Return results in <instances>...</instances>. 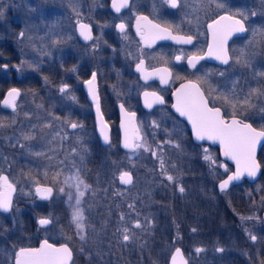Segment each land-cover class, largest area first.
Wrapping results in <instances>:
<instances>
[{
	"label": "flooded vegetation",
	"instance_id": "flooded-vegetation-1",
	"mask_svg": "<svg viewBox=\"0 0 264 264\" xmlns=\"http://www.w3.org/2000/svg\"><path fill=\"white\" fill-rule=\"evenodd\" d=\"M221 2L225 4L223 9L217 8L215 4L211 6L207 3L200 4L198 0H181L178 8H171L163 3V0H129L130 7L117 13L112 7V0H82L81 12L78 15L72 16L69 18L71 20L66 22L64 19L59 21V31L70 26V41H64L61 36L56 49L51 53L47 50L48 46L44 45L39 66L32 61L25 70L17 73L14 55L3 51V56H8V60L4 63L0 58V72L6 73L0 75L1 125L12 128L19 126L25 118L22 114L38 112L41 118L47 119L48 127L53 131L58 126L59 117L63 118L69 114V120L82 125V128L73 130L68 127V130H83L89 134V140L86 142L87 157H93V149L97 142L104 147V155L107 156V146L113 141L114 132L117 133L115 141L120 148L119 117L123 105L122 110L135 113V123L140 129V134L145 138L144 135L148 133L147 138L150 139L151 145L152 137L149 135L151 132L161 128H175V134L171 139L176 140L177 145L184 146L190 141L200 147V160H192V164L188 163L189 166L185 164L182 168L179 167V162H187L190 159L187 156L185 160H169L170 165L167 169L173 180L163 178L160 169H158L159 173L156 169L152 178L157 189H160L163 182H167L166 185L171 186L170 194H174L177 198L176 202L184 200V207L190 208V196H186L194 191H192L194 181L199 187L197 193L200 195L199 203L201 210H204L203 215L206 218L209 216L210 219V222L204 225L210 227L213 223L218 225L220 217L223 216L225 197H231L243 187H248L250 209L252 207V212L256 213L260 217L259 220L264 223V141L255 157L260 166L256 180L249 181L243 178L238 183H231L227 189L219 190V182L234 173L233 163L223 154V147L220 144L211 143L206 139L195 141L187 124L172 110L176 88L182 83L192 82L201 88L210 107L220 109L225 121L229 122L235 115L236 119L251 124L258 131L264 130V0H221ZM138 15L147 16L149 20L162 27L174 29L173 34L191 35L194 37L193 42L178 44L174 40L163 39L157 40L149 47L137 33ZM223 15L243 19L246 29L245 32L233 33L228 37L224 45L229 56L228 64L207 55L209 44L212 43V32L208 25ZM78 21L91 27L93 37L91 40H85L80 35ZM121 23L126 26L124 32L116 27ZM222 23L226 24L227 21ZM177 28L178 33L175 31ZM3 43H0V48ZM6 48L13 51L12 46ZM177 56H181L182 59L176 60ZM192 56H203L204 59L199 60L193 68L188 63V58ZM140 60L144 61V69L148 73L163 68L170 69L171 76L166 77L168 83H161L159 76H151L145 81L142 73L136 69ZM245 60L247 63L244 62ZM229 68L233 69L232 78L238 84L240 82L243 85L242 81H247L249 86L248 89L244 88L246 93L241 94L244 98L248 97L247 104L243 103L245 100L240 101L239 94L231 97L232 104L238 103L242 106L239 112L223 107L211 97L214 82L222 79L224 70ZM93 73L96 74L94 87L99 97V112L110 132L109 142L105 144L97 134L96 102L91 97L89 85L86 83L92 79ZM65 84L69 88L62 93L60 88ZM12 88L20 90V95L16 98V108L15 110L2 108L4 95ZM145 91L156 92L163 97L164 103L147 107L143 96ZM12 116L16 118L13 120ZM172 118L178 119L182 125L176 126ZM153 121L159 127L154 126ZM184 126L186 130L180 131L179 128ZM9 130L0 131V146H5L4 139ZM30 142L34 143V139ZM173 149L176 150L177 147ZM50 153L54 158L51 156L49 161L40 160L41 163L33 160L30 153L25 162V173L31 176L35 171L36 163L43 166L49 162L48 165L60 168L62 156L59 152L55 155ZM48 155L50 154L44 156ZM206 155L211 159H205ZM88 168L89 162L83 170L85 177ZM10 170L11 168L8 167L0 171V175L7 176L15 188L12 192V210L0 211V264H15V253L20 248H39L45 240L52 245L66 244L71 249L69 241L47 238L41 233V230L50 227L52 223L50 214L53 213L50 212L52 208L49 203L55 194L54 187L38 177L31 191L27 184L23 187L16 184ZM38 185L52 187V196L46 200L38 197L35 192ZM132 185L133 182L130 186L124 187L128 189ZM181 187L184 189L183 192L179 190ZM257 203H260L258 208L255 207ZM17 208L23 211L20 219L16 216ZM41 218H48L51 223L41 226L38 223ZM102 257L101 259L97 253L79 251L76 256L72 255L70 264H107V253Z\"/></svg>",
	"mask_w": 264,
	"mask_h": 264
},
{
	"label": "rangeland",
	"instance_id": "rangeland-1",
	"mask_svg": "<svg viewBox=\"0 0 264 264\" xmlns=\"http://www.w3.org/2000/svg\"><path fill=\"white\" fill-rule=\"evenodd\" d=\"M81 7L82 0H0V9L3 10V15L0 16V43L4 42L0 48L1 61L6 63L8 60V56H3L2 54L5 50L4 52H10L14 55V64L16 65L15 70H17V73H21L25 70L28 67V63H31L32 61L36 66H39L44 45L48 46L47 50L51 53L56 49L61 36L64 38V41H70V26L64 27L62 31H59V21L61 19H64L65 22L71 20L69 18L78 15V13L81 12ZM21 32L24 33L23 36H20ZM5 37L8 39H4ZM6 40H9V42ZM9 46L13 47V51L10 48H6ZM1 74L5 75L6 73L0 72V75ZM232 74L233 69L229 68L224 70V77L219 81L214 82V91L211 92V97L221 103L223 107L239 112L242 106L238 103L232 104L231 97L239 94L241 102H243V100H248V97L244 98L241 94L242 92L244 93V88L248 89L249 86L247 85V81H242L243 85L240 82L238 84V82L232 78ZM68 115L63 118L59 117L58 126L53 131L48 127L47 119L41 118L38 112L35 114L32 112L22 114L25 118L19 126L13 128L8 125L2 126L0 123V131L3 129H10L6 133V139H4L5 146H0V171L8 167L11 168L10 173L15 183L19 184L21 187L27 184V187L31 188V191L34 188L38 177L48 181L54 187L55 193L49 203V206L52 208L50 212L53 213V215L50 214L52 216L51 226L41 230L42 236L65 241H69L72 236H74L78 241L82 242L87 239L86 227L88 222L93 225L92 221H95V218L92 215L95 207L93 202L91 203L90 201L92 199L89 194L90 187L92 188V186L85 178L83 172L87 163V151L85 149L87 148L86 142L89 140V134L83 130L69 131L67 124L64 123V121L69 120ZM15 118V116H12L13 120ZM172 120L176 126L180 127L182 125L178 119L172 118ZM174 130L175 128H161V130L157 129L156 131L151 132L149 135L152 137V145L150 139L147 138L148 133L147 135H144V140L147 142V145L151 150H140L135 155L132 153L126 154L124 156L123 165L117 168L114 177L118 179L119 175L124 171H129L132 174L135 172V174H133V185L129 188V191L135 193L139 190L141 192L142 189L144 190L148 185L146 184L148 178L154 176L156 169L158 173V169H160L161 176L167 179V176L169 175V160H185V156L189 157L190 159L187 162H179V167L181 168L185 166V164L189 166L188 163L193 162L192 160H200V147L196 144L194 145L196 147L195 153V151H192L193 144H191L190 141L185 143L184 146L180 144L177 145V141L171 139V136L175 134ZM179 130L184 131L186 130V127H181ZM25 135L33 136L32 139H34V143L30 142L31 139H24ZM175 146L177 147L176 150L173 149ZM73 149H76V151L73 152ZM50 152L54 153V155L59 152V155L62 156V159L60 160L63 161V163L60 168L48 165L49 162L43 164V166L36 163L35 171L31 176H28L25 173L24 166L27 156L30 153L33 156V160H37L41 163L40 160L49 161L50 159H48V157L51 156L54 158ZM153 152H155L156 155H153ZM36 153H43V155L37 156ZM48 153L50 155L45 157L44 155ZM161 159L163 160V167L161 166ZM102 166L104 165L101 164V167ZM103 169L106 171L107 166ZM77 170H79V176L84 183L90 186L87 189H84L83 187L81 188V191H84L85 195L81 198V203L79 205L84 210L85 216L86 227L84 230V240L80 239L75 225L71 222L72 206L75 205L76 201L74 198L69 201L67 192L71 191L73 196H75L76 190L75 188H69L68 185L63 183L66 177H73ZM57 172H60L61 174L54 181ZM45 173H47V175H45ZM72 182L74 183V181ZM60 187H64L65 192H60ZM167 187L171 189L170 185H167ZM167 190L168 189L163 191L162 194L157 193L158 196L161 195L158 198H152L154 207H158L157 203L158 200H160V202H165L163 205H167L168 207H173V203H180L174 206L175 209H179V207L184 209V200L176 202L177 198L174 197V194H170L172 200ZM244 194L247 196L243 199L244 202L250 203V201L248 202V190H244ZM189 196L190 199H188L191 204L190 209L193 210L194 208L195 211L204 212V210H201V207L199 209L200 195L196 192V195L193 196L191 193L186 197ZM194 198L198 201V206L192 205L193 200H195ZM196 200L195 203H197ZM170 201L173 203L171 204ZM60 203L61 205H59ZM255 207H260V203L255 204ZM161 209L163 208H157L156 211ZM247 209L252 212V207L250 209L249 204ZM125 210L128 215L130 214V224L137 227L140 232L145 231L146 228L147 230L150 228V224H152L153 221L149 218L148 223L145 224L146 205L143 201L137 208L134 201L131 200ZM22 212L23 211L19 208L16 209V216L19 217V219L20 216L23 215ZM252 214L256 213L252 212ZM204 216H197L196 219L198 221L200 219L202 221L204 220L205 223L210 222L209 216H207V218ZM89 217L93 220H89ZM250 217H252L251 214ZM222 219L223 217H220L218 225L213 224V229L211 230L212 236L207 237L204 240V244L207 245L206 247L201 248L195 246L187 252L183 250L189 264H225L230 259L229 256L234 253L241 256L240 258L248 262V264H264V259H261L260 256L261 252L264 251V239L261 236V233L263 235L264 232V223L260 220H256V222L250 220L249 224L245 222L244 228H240V226H233L232 221L225 224ZM136 223L139 224V226H137ZM225 225L227 228L233 226L237 232L242 234L243 242H239L234 233L221 239L222 236L220 235V229L222 227L224 228ZM129 230L130 228L127 229V235L131 234V231ZM215 233L219 234L215 236ZM253 235L257 237L255 242L250 238ZM173 248L174 247L168 248L167 258ZM197 248H201L203 251L197 253ZM217 249H223V251H218Z\"/></svg>",
	"mask_w": 264,
	"mask_h": 264
},
{
	"label": "snow or ice",
	"instance_id": "snow-or-ice-1",
	"mask_svg": "<svg viewBox=\"0 0 264 264\" xmlns=\"http://www.w3.org/2000/svg\"><path fill=\"white\" fill-rule=\"evenodd\" d=\"M200 4L207 3L209 6L215 4L217 8L223 9L225 4L221 0H198ZM163 3L168 4L171 8H178L180 6L181 0H163ZM112 7L115 12L120 13L122 9H128L130 7L129 0H112ZM3 15V10L0 9V16ZM242 15V14H241ZM255 15V13H253ZM227 21L226 24L222 22ZM80 28V35L85 40H91L93 37L91 35V27L87 24L78 21ZM121 32H124L125 24L121 23L116 26ZM212 32V43L209 44V49L207 52L208 56H214L217 60H220L224 64L229 63V56L227 49L224 47L227 39L233 33L245 32L244 20L237 19L232 15H223L213 23L208 25ZM136 30L140 35L141 40L144 41L149 47L154 44L157 40L170 39L176 41L178 44H191L194 37L191 35H179L173 34L174 29L169 27H162L159 24L154 23L149 20L147 16L138 15L136 17ZM178 33L179 29H175ZM24 33L21 32L20 36ZM127 38V37H125ZM243 55V53H242ZM182 59L181 56H177L176 60ZM204 59L203 56H192L188 58V63L191 67L195 68L196 63L199 60ZM239 62V58H238ZM247 63V61H244ZM138 72L142 73V77L145 81L149 80L151 76H159L161 83H168L166 77L171 76L170 69L163 68L155 72L148 73L144 69V61L136 65ZM96 79V74L93 73L92 79L86 83L89 85V92L92 95L93 100L96 102L97 112L99 113V97L96 94L94 82ZM69 86L65 84L60 88V91L66 92ZM20 95V90L17 88H12L9 90L4 104L11 107L13 110L16 108V98ZM145 98V104L147 107L151 108L153 104H163V97L159 96L156 92L145 91L143 93ZM177 103L174 105L176 110L182 115L186 116L192 124L194 134L198 140H212L219 141L223 146V154L232 160L236 161L237 171L230 175L227 180L221 182V190L228 187L229 183L234 180H239L245 173L248 176H255L257 170L259 169V164L255 159L256 145L264 138V130L257 131L253 128L251 124L243 123L239 119L233 116L231 122L225 121L220 113L219 108L208 107L207 100L203 92L200 90L197 84L189 82L187 85H182L181 89L177 90L176 93ZM227 99V98H225ZM247 104L248 101L243 102ZM123 109V105H121ZM125 121L122 124L124 128V140L123 146L128 149L133 155L138 153L140 150L150 151L151 149L147 145L143 136L140 134V129L135 123V113L127 112L125 110ZM68 127L73 130L82 128V125L71 122L69 120L64 121ZM153 125L159 127V125L153 121ZM107 125L102 121L101 117V133L104 137L105 142H109V136L106 131ZM33 136L25 135L24 139L30 140ZM170 143V141H169ZM86 150V149H85ZM73 152L76 149L72 150ZM207 151V150H205ZM37 156L43 155V153H36ZM153 155H156L153 152ZM51 159V157H48ZM205 159H211L209 156H205ZM61 164L63 161L60 162ZM215 163V161H212ZM161 166L163 167V160L161 159ZM226 167V166H225ZM61 173L57 172L54 177V181L59 177ZM47 175V173H45ZM120 181L124 184H131L132 177L128 172H122L119 177ZM168 180H173L171 175L167 176ZM74 181V183L72 182ZM65 185L69 188H75L76 193L73 196L71 191L67 192L68 200L71 201L73 198L76 203L72 206L71 222L75 225L77 234L80 236L81 240L85 239V216L84 210L79 206L81 203V198L85 195L81 188H89L90 186L85 184L84 181L79 176V170L75 173L73 177H66L63 181ZM181 192L184 191L183 187L179 189ZM15 191L14 185L9 182L7 176L0 175V211L9 212L12 210V192ZM60 192H65L64 187L59 188ZM36 195L41 199H48L52 196L53 188L45 186H37L35 189ZM51 221L48 218H41L39 220L40 225H48ZM139 226V224H137ZM127 233V229H125ZM253 241L257 239L256 236L250 237ZM123 239L125 241L129 240V235L125 234ZM218 251H223V249H217ZM83 251V249H81ZM203 251L201 248H197L196 252L199 253ZM72 250L65 244L60 247H55L49 244L45 240L39 248H20L15 253V264H70L72 261ZM181 250L176 249V254L172 257V264H176L177 256H181ZM186 264V261L183 262Z\"/></svg>",
	"mask_w": 264,
	"mask_h": 264
},
{
	"label": "trees",
	"instance_id": "trees-1",
	"mask_svg": "<svg viewBox=\"0 0 264 264\" xmlns=\"http://www.w3.org/2000/svg\"><path fill=\"white\" fill-rule=\"evenodd\" d=\"M112 137L113 141L107 146V156L104 155V147L97 142L93 149V157L86 158L89 162V170L85 178L92 186L89 194L92 199L90 201L93 202L95 207L92 214L95 221L89 217V220H93V225L90 222L87 224L86 240L81 242L74 236H72L74 239L69 240V246L74 256L79 251L81 253L91 252L97 253L102 259V256L107 253V264H167L168 248L180 246L187 252L195 246L206 247L204 240L212 236L211 230L214 223L212 226L206 227L204 221L201 219L198 221L197 216H204L202 211H195L194 208L191 210V207L188 209L185 207L184 209L180 207L175 209L174 206L177 203L172 201L170 203L174 204L173 207L163 205L165 202H160V200L157 203L158 207H154L152 198L156 199L161 196H158L157 193L162 194L163 191L168 189L167 192L170 195V189L166 185L167 182H163L160 189H157L153 178H148L146 182L148 185L138 193L131 192L129 188L127 189L118 183L114 175L117 168L123 165L124 156L127 153L116 144V132L113 133ZM191 144H193L192 151L196 153L194 142ZM101 164L104 166L101 167ZM105 166H107L106 171L103 169ZM192 187L194 190L192 195L194 196L199 187L195 185L194 181ZM244 190L247 191L248 187H243L242 190L233 193L232 199L228 196L225 197L222 211V220L225 224L232 221L233 226L244 228L245 222L249 224L250 220H253V222L259 221V216L252 214L247 209L248 203L243 200L247 197ZM236 195H239V197H236ZM234 199L238 200L234 201ZM131 200L134 201L137 208L142 201L146 205V219L144 222L147 224L149 218L153 221L148 230L146 228L145 231L140 232L137 227L130 224V214L128 215L125 208ZM195 200H193L192 205L198 206V201L196 200L197 203H195ZM157 208L163 209L156 211ZM250 214L252 217H250ZM233 226L227 228L225 225L224 228L220 229L221 239L234 233L236 239L242 243V234L237 232ZM124 228H130L129 231H131V234H129L130 239L127 241L123 239L125 235ZM218 234L215 233V236ZM261 236L264 238V232L263 235L261 233ZM77 247H79V250H77ZM260 256L261 259H264V251L261 252ZM229 257L230 259L225 264H248L235 253Z\"/></svg>",
	"mask_w": 264,
	"mask_h": 264
},
{
	"label": "water",
	"instance_id": "water-1",
	"mask_svg": "<svg viewBox=\"0 0 264 264\" xmlns=\"http://www.w3.org/2000/svg\"><path fill=\"white\" fill-rule=\"evenodd\" d=\"M187 84H189V82H185V83H182V84H180L177 88H176V90H175V92H174V94H173V103H172V110L177 114V116L180 118V119H182L186 124H187V127H188V129H189V131H190V134H191V137L195 140V141H202V140H198L197 138H196V136H195V134H194V131H193V128H192V124H191V122L188 120V118L186 117V116H182L177 110H176V108L174 107V105L177 103V99H176V93H177V90L178 89H181V87H182V85H187ZM195 84V83H194ZM200 88V87H199ZM10 90V89H9ZM9 90L6 92V94L4 95V98H3V100H2V102H1V107L2 108H11V107H9V106H6L3 102H4V100L6 99V97H7V94H8V92H9ZM200 90H201V88H200ZM202 91V90H201ZM203 92V91H202ZM204 94V93H203ZM205 96V95H204ZM91 97H92V95H91ZM205 99H206V97H205ZM207 100V99H206ZM207 104H208V101H207ZM208 107H210L209 106V104H208ZM210 108H213V107H210ZM12 109V108H11ZM124 112H125V110H122V109H120V119H119V146H120V148L122 149V150H124V151H129L128 149H126L124 146H123V140H124V128L122 127V124L124 123V121H125V115H124ZM101 114H100V112L98 113L97 112V108H96V123H97V134H98V136L100 137V139H101V142L102 143H106L105 142V140H104V137H103V135H102V133H101ZM233 119V118H232ZM231 119V120H232ZM231 120L229 121V122H231ZM102 121H103V118H102ZM104 122V121H103ZM105 123V122H104ZM106 124V123H105ZM107 125V124H106ZM106 131H107V134H108V136H109V134H110V132H109V128H108V126H107V128H106ZM258 131V130H257ZM206 140H208V139H206ZM209 142H211V143H217V144H220V142L219 141H212V140H208ZM264 141V138H262L261 140H260V142L256 145V153H255V157H256V154H257V151H258V149H259V147H260V145L262 144V142ZM108 143V142H107ZM221 145V144H220ZM222 146V145H221ZM223 147V146H222ZM229 158V157H228ZM230 159V161L233 163V165H234V173L237 171V164H236V161H234V160H232L231 158H229ZM256 159V158H255ZM257 161V160H256ZM258 163V162H257ZM124 172H128V173H130L131 174V172H129V171H124ZM259 172H260V167H259V169L257 170V173H256V175L253 177V176H248L246 173L244 174V175H242L241 177H240V179L239 180H234V181H232V182H230L229 183V185L231 184V183H238L241 179H243V178H246V179H248L249 181H254V180H256V178L258 177V175H259ZM119 177H120V175H119ZM119 177H118V183L120 184V185H122V186H130L131 184H124V183H122L121 181H120V179H119ZM131 177H132V174H131ZM228 178H226V179H224V180H227ZM224 180H222V181H224ZM222 181H220L219 182V185H218V189L219 190H221V187H220V185H221V182ZM132 182H133V177H132ZM229 185H228V187H229ZM227 187V188H228ZM226 188V189H227ZM263 217H264V212H263ZM39 223V222H38ZM40 225V224H39ZM41 226H44V225H41ZM43 243V242H42ZM41 243V244H42ZM50 244V243H49ZM61 245H65V244H61ZM61 245H54L55 247H60ZM41 246V245H40ZM177 248H179L180 250H181V256H177V262H176V264H183V262L184 261H186V264H189L188 263V260H187V258H186V256H185V254H184V252H183V250H182V248L180 247V246H175L173 249H172V251L170 252V254H169V256H168V259H167V264H172V257H173V255H175L176 254V249Z\"/></svg>",
	"mask_w": 264,
	"mask_h": 264
}]
</instances>
